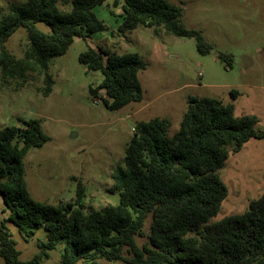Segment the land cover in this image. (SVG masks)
Segmentation results:
<instances>
[{"label": "trees", "instance_id": "trees-1", "mask_svg": "<svg viewBox=\"0 0 264 264\" xmlns=\"http://www.w3.org/2000/svg\"><path fill=\"white\" fill-rule=\"evenodd\" d=\"M105 0H25L10 4L0 17V74L3 80L22 79L27 73L43 75L44 96L53 85L50 60L65 54L75 38L86 39L105 31L93 13ZM120 0H114L117 6ZM123 34L137 27L159 29L178 38L194 39L199 54L212 47L200 32L181 25L182 10L168 0H122ZM42 23L49 29L37 28ZM19 28L25 29L29 46L22 59L6 50L5 43ZM223 56H220V58ZM87 70L100 71L102 81L89 92H104L105 107L119 110L142 100L139 73L145 64L136 53L116 54L101 48L79 56ZM232 99L236 93H231ZM257 117L235 116L233 106L211 98L190 97L178 130L169 136V123L160 118L137 122L125 149L122 165L112 172V192L118 204L100 210L85 206L84 188L78 184L73 200L58 205L32 198L24 178V157L49 138L40 120L0 129V198L7 210L0 222V257L4 264H39L46 251L64 242L60 264L79 261L96 264L98 258L114 264H264V194L241 214L208 223L227 197L219 171L230 154L250 139H261ZM151 217L149 233L143 227ZM13 224L25 238L46 232L39 244L42 255L18 260L15 241L6 230ZM126 254V256H125ZM121 262V263H115Z\"/></svg>", "mask_w": 264, "mask_h": 264}, {"label": "rangeland", "instance_id": "rangeland-1", "mask_svg": "<svg viewBox=\"0 0 264 264\" xmlns=\"http://www.w3.org/2000/svg\"><path fill=\"white\" fill-rule=\"evenodd\" d=\"M24 1L0 0V17L8 13L10 4ZM168 1L182 10V27L200 32L212 47L209 54H199L194 39L178 38L162 29L157 35L153 28L141 26L118 33L123 2L115 6L114 0H105L93 9L105 31L86 39L75 38L64 55L50 60L48 73L53 85L49 95L42 94L43 75L27 73L22 85V79L3 80L0 74V129L40 120L49 138L42 147L30 149L23 160L25 182L34 200L51 205L68 202L75 198L81 184L85 206L100 210L117 205L118 193L111 190V175L116 166L122 165L135 124L164 119L172 136L190 97L230 104L237 117L256 116L257 131L263 134L261 139L246 142L238 153L230 154L219 171L227 197L208 223L243 213L251 201L264 194V0ZM57 7L67 12L71 3L58 0ZM36 26L49 31L42 23ZM28 46L23 28L5 43L8 53L17 59L24 57ZM90 48L140 56L145 64L138 75L140 102L109 110L103 91L96 97L90 94L89 88L102 81L100 71L87 70L78 60ZM232 92L236 93L234 99ZM6 216L0 198V222ZM150 222L149 216L143 227L145 236L136 239L138 246L147 240ZM5 226L15 241L19 261L42 255L38 245L46 241L43 229L25 239L13 224ZM63 246V241L58 242L39 264H60ZM0 264H4L1 257ZM96 264L114 263L98 258Z\"/></svg>", "mask_w": 264, "mask_h": 264}]
</instances>
